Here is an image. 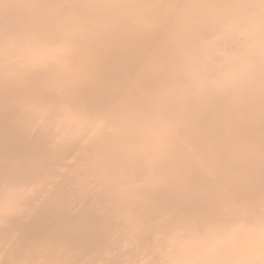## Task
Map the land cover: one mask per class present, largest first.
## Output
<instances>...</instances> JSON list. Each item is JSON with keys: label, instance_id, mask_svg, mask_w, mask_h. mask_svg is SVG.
Masks as SVG:
<instances>
[{"label": "bare ground", "instance_id": "bare-ground-1", "mask_svg": "<svg viewBox=\"0 0 264 264\" xmlns=\"http://www.w3.org/2000/svg\"><path fill=\"white\" fill-rule=\"evenodd\" d=\"M0 264H264V0H0Z\"/></svg>", "mask_w": 264, "mask_h": 264}]
</instances>
